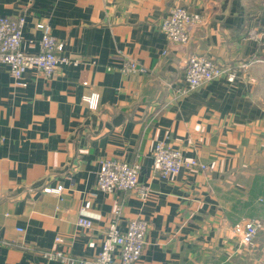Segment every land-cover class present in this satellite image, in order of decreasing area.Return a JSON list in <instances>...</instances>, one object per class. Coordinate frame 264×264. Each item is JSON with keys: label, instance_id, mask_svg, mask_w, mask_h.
<instances>
[{"label": "crops", "instance_id": "1", "mask_svg": "<svg viewBox=\"0 0 264 264\" xmlns=\"http://www.w3.org/2000/svg\"><path fill=\"white\" fill-rule=\"evenodd\" d=\"M175 6L202 16L188 45L160 29ZM0 16L26 18L25 53L40 52L45 23L78 62L20 82L0 64V264H66L41 254L54 249L93 262L112 221L125 232L138 219L149 224L138 264H264V0H0ZM121 54L150 73H122ZM192 55L236 81L188 91ZM159 141L208 170L161 178ZM106 159L139 164L138 188L100 191ZM83 210L90 229L77 225ZM255 219L263 228L243 246L235 227Z\"/></svg>", "mask_w": 264, "mask_h": 264}, {"label": "built area", "instance_id": "2", "mask_svg": "<svg viewBox=\"0 0 264 264\" xmlns=\"http://www.w3.org/2000/svg\"><path fill=\"white\" fill-rule=\"evenodd\" d=\"M26 18L0 16V64L9 67L12 77L20 82L27 71L37 69L48 78L54 76L62 66L77 65L78 62L70 59L65 52V44L58 41L52 27L45 23L37 24V29L42 32L40 40L41 50L37 54H27L22 50L23 31ZM202 22V16L192 13L180 6L172 7L160 22V29L167 39L180 45H188L191 41L192 30ZM121 61L117 68L124 74H149L150 70L140 62L126 55H119ZM115 66L108 65L111 71ZM185 81L188 91L212 82L226 80L233 83L237 79V71L233 67L222 66L208 57L192 55L188 58L184 69ZM86 85L88 83H85ZM183 91L182 93H184ZM100 96L92 93L84 98L92 110H97ZM155 166L160 172V177L170 179L178 176L183 169L191 172H206L208 166L198 159H187L182 151L172 147L167 141H159L152 152ZM141 167L137 163L126 160L106 159L101 164L97 175L98 189L105 193H129L138 188ZM63 186L57 188L47 187L45 193L61 195ZM147 190L142 191V196L147 197ZM120 209H117V215ZM77 225L84 229L93 227V219L85 210L80 214ZM263 228L258 219L237 224L235 231L240 235L243 246L252 245ZM149 230L147 221L138 219L132 221L127 231H122L117 220L111 222L106 232L101 251L95 261L89 262L66 255L57 249L43 251L42 255L48 261H58L66 264H138L144 253L146 237ZM63 242L61 237L56 238V243Z\"/></svg>", "mask_w": 264, "mask_h": 264}]
</instances>
